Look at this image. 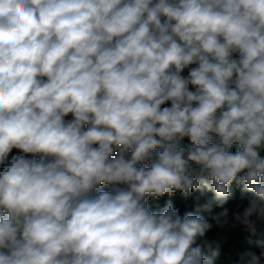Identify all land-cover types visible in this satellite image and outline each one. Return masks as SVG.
Segmentation results:
<instances>
[{
    "label": "clouds",
    "instance_id": "obj_1",
    "mask_svg": "<svg viewBox=\"0 0 264 264\" xmlns=\"http://www.w3.org/2000/svg\"><path fill=\"white\" fill-rule=\"evenodd\" d=\"M262 151L264 0H0V264H262Z\"/></svg>",
    "mask_w": 264,
    "mask_h": 264
},
{
    "label": "trees",
    "instance_id": "obj_2",
    "mask_svg": "<svg viewBox=\"0 0 264 264\" xmlns=\"http://www.w3.org/2000/svg\"><path fill=\"white\" fill-rule=\"evenodd\" d=\"M185 75L187 74V70H185ZM165 106H170V104H166ZM67 119H71V116L67 117ZM182 147L191 146L190 141L188 138H185L181 142ZM237 150V146H234L232 149H230L231 152H235ZM18 154V150L14 149L13 152L10 154L14 155ZM261 155L264 156V151L261 152ZM9 157V158H10ZM195 167V165H193ZM105 190H107L105 186ZM230 191L233 193V197L229 200L226 207L230 209V213L235 210L236 204L240 203V192L239 189L236 188L235 184L232 185ZM251 195V194H249ZM214 199V192L205 190L203 188L198 190H193L191 195L185 199L182 193H176L173 196H163L156 199H149V206L150 209L153 211H162L163 208L166 206V203L171 200L173 203V206L175 208L179 209V214L181 216L184 215L185 212H193L194 214L201 215L205 217L206 219L211 221V216L214 215L216 212L220 211L221 209L217 208L215 204L213 205L211 212H205L201 211L199 213H196V207L197 205L204 204L209 200ZM245 205L247 201L243 202ZM207 237L210 239H216L221 236H227V242L222 245L221 248V254H224L228 256V258L235 264V261L237 259L236 252L245 250L246 248L250 247L247 243L249 239L255 241L257 239H260L259 236H251L250 233L244 231L242 228L237 226L235 229L233 228H225L224 230H220L217 228H214L210 232H208ZM252 250L256 251L257 255L260 253V249L256 248L254 245L252 246ZM262 264H264V261H262Z\"/></svg>",
    "mask_w": 264,
    "mask_h": 264
},
{
    "label": "rangeland",
    "instance_id": "obj_3",
    "mask_svg": "<svg viewBox=\"0 0 264 264\" xmlns=\"http://www.w3.org/2000/svg\"><path fill=\"white\" fill-rule=\"evenodd\" d=\"M206 255H210L209 253H205ZM214 264H234L228 256L224 254H220L217 258L214 260Z\"/></svg>",
    "mask_w": 264,
    "mask_h": 264
}]
</instances>
